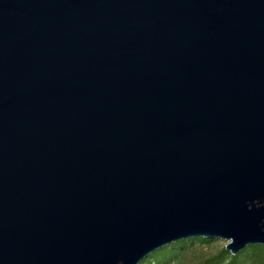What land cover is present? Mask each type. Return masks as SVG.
<instances>
[{
	"label": "water",
	"instance_id": "water-1",
	"mask_svg": "<svg viewBox=\"0 0 264 264\" xmlns=\"http://www.w3.org/2000/svg\"><path fill=\"white\" fill-rule=\"evenodd\" d=\"M264 245V0H0V264Z\"/></svg>",
	"mask_w": 264,
	"mask_h": 264
},
{
	"label": "trees",
	"instance_id": "trees-1",
	"mask_svg": "<svg viewBox=\"0 0 264 264\" xmlns=\"http://www.w3.org/2000/svg\"><path fill=\"white\" fill-rule=\"evenodd\" d=\"M212 241L204 237L182 239L152 252L140 264H181L182 259L196 249L197 242L204 245ZM195 264H264V245H249L236 255L222 246L213 253L202 255Z\"/></svg>",
	"mask_w": 264,
	"mask_h": 264
},
{
	"label": "rangeland",
	"instance_id": "rangeland-1",
	"mask_svg": "<svg viewBox=\"0 0 264 264\" xmlns=\"http://www.w3.org/2000/svg\"><path fill=\"white\" fill-rule=\"evenodd\" d=\"M210 243H206L201 245L199 242L195 244L194 251L190 252V254L186 255L184 259H182L181 264H195L199 257L204 254H210L215 252L218 248L222 246H226L228 240L214 238Z\"/></svg>",
	"mask_w": 264,
	"mask_h": 264
}]
</instances>
